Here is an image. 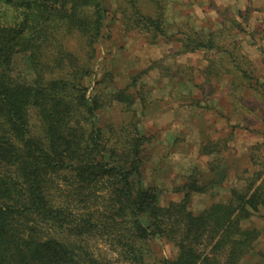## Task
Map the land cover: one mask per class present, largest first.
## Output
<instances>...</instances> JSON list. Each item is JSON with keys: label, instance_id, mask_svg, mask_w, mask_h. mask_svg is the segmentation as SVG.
<instances>
[{"label": "trees", "instance_id": "trees-1", "mask_svg": "<svg viewBox=\"0 0 264 264\" xmlns=\"http://www.w3.org/2000/svg\"><path fill=\"white\" fill-rule=\"evenodd\" d=\"M125 4L119 9L126 29L166 38L162 0ZM105 5L0 0V264H111L90 248L89 240L96 239L105 240L120 264H242L261 236L242 223L264 210V175L232 190L228 203L200 213L190 209L191 198L207 187L191 177L176 189L183 198L163 206L162 192L144 180L154 135L143 133L137 120L121 129L99 125L98 112L113 103L133 117L137 102L146 108L138 86L153 69L132 77L136 93L126 87L88 95L89 64L64 40L77 35L92 59L109 16ZM178 35L179 54L220 50L211 34ZM108 78L96 86L113 81ZM214 151L205 147L201 153ZM159 240L172 244L177 255L147 261Z\"/></svg>", "mask_w": 264, "mask_h": 264}, {"label": "rangeland", "instance_id": "rangeland-1", "mask_svg": "<svg viewBox=\"0 0 264 264\" xmlns=\"http://www.w3.org/2000/svg\"><path fill=\"white\" fill-rule=\"evenodd\" d=\"M105 1L109 16L95 56L89 59L77 35L66 37L64 43L89 64L91 75L84 81L88 95L96 89L107 94L126 87L136 93L142 86L147 106L137 102L133 117L113 103L98 112L99 125L121 129L137 120L143 133L154 135L146 153L144 180L162 192L161 205L180 201L183 194L176 189L191 177L207 187L205 194L192 196L194 213L228 203L232 190L245 189L264 175V0H162L166 38L126 29L119 9L126 7L125 0ZM147 9L155 12L151 5ZM180 31L211 34L220 50L179 54ZM150 67L140 86L132 87V77ZM24 71L31 79L27 67ZM106 75L108 81L96 86ZM31 116L33 130L39 134L34 112ZM205 147L214 154L202 155ZM242 226L261 234L242 264H264V210ZM89 244L99 260L120 264L105 240H89ZM152 248L154 253L146 256L149 262L156 256L177 255L176 248L164 240L153 242Z\"/></svg>", "mask_w": 264, "mask_h": 264}]
</instances>
